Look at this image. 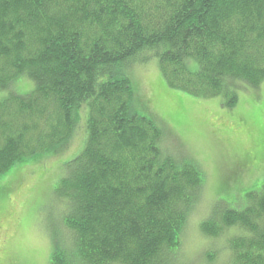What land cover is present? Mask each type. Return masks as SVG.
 Listing matches in <instances>:
<instances>
[{
	"label": "trees",
	"instance_id": "16d2710c",
	"mask_svg": "<svg viewBox=\"0 0 264 264\" xmlns=\"http://www.w3.org/2000/svg\"><path fill=\"white\" fill-rule=\"evenodd\" d=\"M152 59L172 87L235 105L236 81L264 80V0H0V176L88 131L55 188L72 239L50 264H184L204 174L133 108L130 70ZM247 199L201 223L225 236L226 264H264V183Z\"/></svg>",
	"mask_w": 264,
	"mask_h": 264
},
{
	"label": "rangeland",
	"instance_id": "374dc122",
	"mask_svg": "<svg viewBox=\"0 0 264 264\" xmlns=\"http://www.w3.org/2000/svg\"><path fill=\"white\" fill-rule=\"evenodd\" d=\"M130 76L133 108L162 129L163 151L194 162L204 174L200 202L185 228L183 263L226 264L225 236H207L201 223L217 203L242 209L247 194L264 183V80L257 86L236 81L239 98L228 106L223 96L172 87L156 59L134 65ZM33 87L23 77L13 89L24 94ZM9 94L0 90V100ZM86 131L74 133L61 152L27 157L0 176V264H50L55 250L72 239L63 225L66 204L55 188L65 177L63 163L83 150Z\"/></svg>",
	"mask_w": 264,
	"mask_h": 264
}]
</instances>
